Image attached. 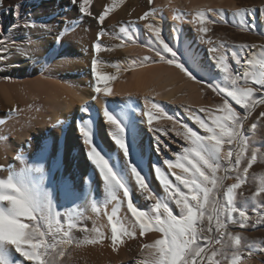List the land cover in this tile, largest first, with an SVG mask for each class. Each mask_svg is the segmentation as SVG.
Wrapping results in <instances>:
<instances>
[{
    "label": "rangeland",
    "instance_id": "obj_1",
    "mask_svg": "<svg viewBox=\"0 0 264 264\" xmlns=\"http://www.w3.org/2000/svg\"><path fill=\"white\" fill-rule=\"evenodd\" d=\"M215 2V5L209 6L207 4L205 6V18L207 17L205 23L209 31L203 34L198 32L199 21L192 17L191 8L184 0H174L170 3L165 2V0H151V3H149V0H90L88 7L91 15L81 13L79 5L76 4L67 7L64 11H58L57 14L52 15L47 20L39 19L42 15L41 12L44 11L40 8H34L28 15L22 13L18 20H4L2 22V25L6 24L3 27L4 36H0V55L3 56V59L0 60V91L8 89L10 85L14 84V81L24 84L25 79L26 81L31 79L29 75L26 76L18 71L13 74L9 71V53L11 50H16L21 57L26 55V52L18 50L15 46L16 44L23 45L25 34L21 29L26 27L31 34L29 39L32 40L33 33L38 32L42 35L45 30L60 26L59 42L62 44L64 41H68L69 45L67 47L71 51L67 50L69 48L65 46L66 56L62 58L58 46L54 49L48 48L49 50L46 49L44 53L39 55L40 64L36 77H41L45 81L73 85L71 83L73 79L83 73L80 71L88 69L87 72L92 73L94 59L97 60V64H103L111 72L114 77L112 83L114 87L129 85L134 81V75L143 70H151L150 76L159 74L163 77L174 76V79L175 77L176 79L182 78V86L188 79L195 78L198 89L194 92L183 90L180 94L182 95L181 100L177 101L179 107L187 108L191 114H187L186 119L178 118L182 124L175 127V129L173 125H163L166 127L165 131L158 133L162 141L159 144L161 151L152 144V151L158 159H161L165 154L171 155L172 152L182 154L183 147L188 146L181 136L176 135V131H183L182 125L188 124L198 134L207 135L195 123V116H199L211 125L214 116L222 115L219 105L223 103V95L213 91L207 85L215 84L220 87H231L230 82L224 79L225 73L220 68V62L209 64L208 60L212 61V57L220 58L223 56L225 57L224 63L227 64L229 71L234 76L242 77L245 66L236 65L235 60L231 57L233 46H253L245 50V60L249 57L254 60L264 58V0H215ZM169 4H174L177 8L173 10V6L171 7ZM24 6L25 4L22 5V7ZM5 8L6 0H0V11L5 10ZM215 8H217V11L219 10L220 16L221 13L223 14L218 21L211 16V10ZM106 9L107 12L105 13ZM241 9L246 10L243 18L237 15L230 18L229 14L231 12L237 13ZM177 11L181 13L180 17L191 19L190 21L195 24L196 32H192V34L196 38L184 39L180 44L175 43L176 45L163 38L162 34H160V38L175 52L176 62L182 64L186 71L177 68L175 64L166 62L171 58V53L164 52L163 46L156 37H153L154 40L147 41L144 34L142 40L133 36L137 29L152 25L153 22L147 20L153 14L156 15L160 12L163 16L165 15L164 17H167L170 14L176 15ZM102 13H105L103 24L98 20L99 15ZM120 13H124V18L115 20ZM145 13H150V15L146 19H141ZM208 21H215V23H208ZM0 27L2 26L0 25ZM121 28H125L132 36L131 41H128L129 46L126 48L129 53L121 47L122 41L129 40L120 31ZM83 30L91 33L94 39L87 46L82 47L78 33L83 32ZM113 30H119V36H113ZM105 39H110V41L108 40L110 43L103 42ZM209 40H211V44L208 42ZM97 42L101 44V48L105 49L107 53L96 59L97 56L94 55L96 52L93 50ZM210 47H216L218 52L216 54L209 52ZM35 51L30 52V54H37L38 51ZM128 55L135 59V64L132 66H128L125 61ZM161 56L165 58L164 61L161 60ZM145 57L148 58L147 61H145ZM202 59L206 62L204 63ZM73 62L79 64L82 62V67L79 65L78 68H74ZM73 69L76 72H73ZM188 74L189 77H192L188 78ZM186 75L187 77H184ZM243 85L244 81L241 78L238 80L237 86ZM249 86L259 88V85L252 83L251 78H249ZM19 89L21 90H19L21 97L22 93L24 95L22 98L26 100V104H31L32 100L24 93V87L20 86ZM157 90L158 86L152 85L147 94L133 93L130 97L135 99L138 104L143 99L155 100ZM261 95H264V90L256 92L254 99L258 100ZM229 104L241 117H244L241 131L244 133L247 144L234 142L232 145H223L224 151L229 148L232 149L233 156L231 159L233 163L220 161V171L217 175L226 176L227 179L221 182V187L215 196L220 206L222 208L226 207L228 190L233 183H238L240 186L232 190L233 204L238 209L245 211L247 220L245 221V227L241 228L238 213H232V218L229 219L227 213L222 211L220 219L225 227L217 230L215 220H213V230L206 233L213 239L208 242L198 241L206 249L205 259L201 264H236L244 257L254 261L253 264H264V117L260 115L264 112V104L257 102L254 107H250L248 110L236 105L230 98ZM201 109H204V111H201ZM17 112L19 117L23 118L29 117L30 111L24 109L20 104L18 105L13 95L9 94L7 97L0 95V132L3 131V124L17 117ZM37 113L35 117H38L39 114ZM253 124L256 125L255 129L252 128ZM7 132L10 134L11 130L8 129ZM6 135V133H0L1 146L4 145ZM11 136L13 135L11 134ZM164 144L168 145L167 149L164 148ZM241 151L243 156L240 159V164L235 165L236 154ZM253 156H255V160H253ZM161 165L162 169L165 170L163 162ZM225 168L228 170L225 171ZM177 171L179 170L177 169ZM9 176L7 166L2 161L0 150V179L7 180ZM83 177L73 178L80 184L68 183L66 185V182H64V185L60 186V188H63H61L58 195L63 199V204L59 205L57 201L59 210L56 213L55 211L52 212L51 224L47 214L44 217L38 215L37 220L31 222L39 228L40 232L44 233L43 237L36 236L34 238L36 242L43 241L41 248V261L43 264H154V257L145 245L154 244L155 240L160 239L162 234L155 230H148L141 236L138 225L135 224L134 218L127 210V200L123 197V190H117L115 199L110 195L108 187L105 191L98 188L92 196ZM152 178L153 182L157 183L153 172ZM168 179L172 180L174 184L178 183L172 175ZM38 182L41 183V179ZM127 182L134 185L131 196L133 200L137 201H135V204L147 213H151V208L156 200L150 199L149 194H144L139 189L131 173H128ZM161 186L158 185L157 198L154 197L156 199L162 197L161 199L168 204L173 214L178 216L179 209L173 201L167 199L163 185L161 184ZM53 188V185H50L49 192H52ZM86 193L89 194L86 195ZM2 203L7 207V202ZM110 216H112L111 222L109 221ZM24 222L30 223L26 219ZM113 223L116 224L118 229L121 226L127 228L133 235H123L114 245L111 239ZM203 226L207 228V219H205ZM237 237L241 241L239 245L235 243ZM0 247V254L3 255L6 264H38L36 261L24 259L15 251L14 246L0 244Z\"/></svg>",
    "mask_w": 264,
    "mask_h": 264
},
{
    "label": "bare ground",
    "instance_id": "obj_2",
    "mask_svg": "<svg viewBox=\"0 0 264 264\" xmlns=\"http://www.w3.org/2000/svg\"><path fill=\"white\" fill-rule=\"evenodd\" d=\"M184 1L189 4L191 15L195 17V20L198 13L201 12L204 13V18H200L206 19L207 17L205 18L206 14L204 11L205 6L207 4H209V6L216 4L215 0ZM165 2L170 3L174 2V0H165ZM23 4H25L24 7H22ZM17 5H19V7H17ZM72 5H74L72 0H6L5 10L0 11V25L2 26L0 27V36H4L3 27L6 25H2L4 20H18L22 13L28 15L34 8L44 10L41 12L42 15L39 19L47 20L52 15L57 14L58 11H64L67 7ZM169 5L171 7L173 6V10L177 8L174 4ZM216 9L217 8L210 10L212 12L211 16L218 21L221 16L219 15V10L217 11ZM230 14V18L235 17V12H231ZM180 15L181 13H179V11H177L176 15L170 14L167 17H164L165 15L163 16L160 12L156 15L153 14L150 19L147 20L148 22L152 21V25L142 27V29L139 28V30L137 29L133 36L142 40L144 34L145 39L151 41L154 40L153 37H156V32L159 31L160 34L164 36L163 38H166L173 44H180L182 40L192 37L195 39L196 36L192 34V32H196L195 24L190 21L191 19L183 18V16L180 17ZM123 18L124 13H120L115 20ZM21 30L25 34L23 45L16 44L15 46L18 50L26 52V55L25 57H21L16 50H11L9 53V71L13 74L18 71L26 76L29 75L31 79L27 81L25 79L24 84L14 81V84L10 85L8 89H2L0 95L4 97H7L9 94L13 95L16 103L22 105L24 109H28L30 112L29 117L26 116L23 118L19 117L17 112V117L3 124V131L1 130L2 132H0L2 134H7L4 137V145H0V150L2 161L7 166L8 174L17 180L23 176L28 182L40 184L44 193L50 198L52 209L55 213L59 210L57 206L63 204V199L58 195L61 192V188H63H60V186L62 184L64 185V182H66V185H68V183H79L74 180L77 176H84L85 184L87 189H90L89 193L91 195L96 193L98 188L105 191L107 185L99 170L87 155L88 145H86L84 137L79 130L80 127H84L91 133L93 145L101 152L113 170L125 181L131 193L134 185H130L127 182L128 173H131L130 165L134 166L146 178L149 191L157 198L158 185L161 186V181L155 169L161 168L162 173L170 178L171 173L167 165L164 164V161L165 159L175 161L176 155L172 152L171 155L165 154L161 159H158L152 151V144L158 149L156 137H159L158 133L160 134L165 131L166 127L164 126L170 124L173 125L175 129V127L182 124L178 118L186 119V115L191 114L190 110L187 108L179 107L177 101L181 100L182 95L180 94L183 90L186 89L194 92L198 89L197 83L194 80L195 78L191 75L192 78L189 77L188 74V78L191 79L187 78L188 80L185 82L186 85L184 83V86H182V78L177 77L178 79H176L175 77L174 79V76L163 77L159 74L150 76L149 73L151 70H143L134 75V81L129 85L114 87V85L112 86L113 79L107 81L105 84L103 81H98L93 72H87L88 69H85V71H80L83 73H81L79 77L73 79L72 82L70 81L73 85L48 82L41 77V79L36 77L40 64L38 59L39 55L44 53L48 48L54 49L59 46L61 50L60 57L65 58L66 47L69 45V42L64 41L62 44L59 42V35L61 32L60 26L45 30L42 35L38 32L33 33L32 40L29 39L31 34L27 31L26 27H23ZM81 31L78 33L79 42L82 44V47L87 46L94 39V36L89 32H84V30L83 32ZM112 34L113 36H119L120 31L113 30ZM113 36H111V38H113ZM108 40L110 41V39H105L103 42L106 41V43H110ZM128 41L131 40L122 41L121 43V47H123L127 53H129L126 50L129 46ZM67 50H70V48ZM32 51L38 52L37 54H30ZM89 51L91 50L89 49ZM105 53H107L106 50L101 48V51L94 55L97 56V59ZM127 57L125 61L128 66L134 65L135 59L130 55ZM52 58L54 59L55 57ZM211 59L212 61L208 60L209 64L216 63L217 61L220 62V58L218 57H212ZM203 62L205 63L206 60H203ZM81 63L73 62L72 65L74 68H78L79 65L81 66L83 64ZM97 70L101 74H108L113 77L111 72L103 64H97ZM74 71L75 69H73V72ZM176 74L178 75V73ZM184 77H187V75ZM152 85L158 86L157 98H155V100L143 99V101L138 104L135 99L130 97L133 93L147 94ZM20 86L24 87V93L32 100L31 104H26V100L22 98L24 96L23 93L21 97ZM97 86L101 88L99 93L95 92ZM105 86L111 90L108 95H105L103 91ZM93 97H95V99H93ZM154 104L157 105L156 108H153ZM83 108L86 110H82ZM105 110L112 114L124 128L123 138L128 147L127 157H125L123 150L119 149L112 139V134L116 132V129L113 125L107 123L106 117L103 115ZM147 111H150L154 116L151 126L147 123V118L145 116V112ZM36 112L39 114L38 117H35ZM168 116L173 117V119H168ZM187 126L190 128V125L187 124ZM8 129L11 130L10 134L7 132ZM157 129H159V131H157ZM11 134L13 136H11ZM158 155L160 154L158 153ZM162 162L165 165V170L162 169ZM77 170L79 171L78 173L76 172ZM152 172L155 174L157 183L153 182ZM132 178L135 180L133 176ZM40 179L41 183L38 182ZM50 180L52 181L50 182ZM50 185L54 187L52 192H49ZM89 193H86V195ZM143 193L149 194L148 192ZM161 198L162 197L158 199L164 202ZM133 201L135 203L136 200ZM120 219L123 221L122 218ZM253 262L254 261L250 258L244 257L236 264H253Z\"/></svg>",
    "mask_w": 264,
    "mask_h": 264
},
{
    "label": "snow or ice",
    "instance_id": "obj_3",
    "mask_svg": "<svg viewBox=\"0 0 264 264\" xmlns=\"http://www.w3.org/2000/svg\"><path fill=\"white\" fill-rule=\"evenodd\" d=\"M74 5H79V11L85 15H91L89 11L90 0H72ZM151 3V0H149ZM19 7V5H17ZM107 9L105 10V13ZM246 10L241 9L235 15L243 18ZM105 13L99 15L98 20L103 24L105 20ZM150 13H145L141 19H146ZM223 14L221 13V16ZM204 13H198L200 27L199 33H207L209 31L206 26ZM208 23H215V21H208ZM128 39L132 36L125 28H121ZM156 38L163 46L166 53H171V58L166 62L168 64H175L177 68L186 71L182 64L176 62L175 52L163 39L160 38V32H156ZM59 39V37H58ZM99 39V37H98ZM210 44L211 40L208 41ZM250 45L233 46L231 50V57L235 60L236 65H244V70L241 76H234L224 63L225 57H220V68L225 73L224 79L230 82L231 87H220L215 84H208L213 91L223 95V103L219 105V110L222 115H216L211 120V125L206 123L199 116H195V123L207 135H200L198 132L192 130L187 125H182L183 131H176L177 136H181L188 146L183 147L182 154H175L176 160L165 159L164 164L167 165L174 180L178 182L174 184L172 180L165 176L161 168H156L155 172L163 185L164 191L167 194V199L174 202L179 209V215H174L166 202L156 199L149 191V185L146 178L134 167L130 165L132 176L135 178V184L143 192L149 193L150 199H155L156 202L151 208V213L139 208L133 201L131 190L125 181L113 170L108 161L101 154L100 151L92 143L91 133L84 127H80V132L84 137L86 145H88V158L99 170L105 184L107 185L110 195L113 199L116 198L117 190H123V197L127 200V210L134 218V222L140 229V235L143 236L148 230H155L161 233V238L155 240L152 245H145L150 250L154 257V264H201L205 259L204 253L206 249L200 245L199 240L206 242L213 238L206 234L213 230V220H215L217 230L225 227L221 221V212H226L228 218L231 219L232 213H238L241 228L245 227L247 216L244 210L238 209L233 204L232 190L237 189L240 185L233 183L227 194V206L222 208L216 200V192L221 187V182L227 179L226 176L217 175L220 171V161H228L233 163V151L229 148L227 151L223 150L224 144L232 145L234 142L247 144L244 139V133L241 131V126L244 117H241L236 110L229 104V98L235 102L236 105L242 106L245 110L254 107L258 102L264 104V95H261L258 100L254 99L256 92L264 90V58L254 60L249 57L244 58L245 50L250 49ZM96 53L101 51V44L97 42L94 45ZM209 52L216 54L218 49L210 47ZM159 54V53H158ZM3 56L0 55V60ZM161 56V60L164 61ZM148 58L145 57V61ZM92 72L98 81L106 82L114 77L108 74H101L97 70V62L92 63ZM243 79L244 85L237 86L238 80ZM249 78L252 83L259 85V88L249 86ZM101 88L97 86L95 92L99 93ZM105 95L110 94V89L105 86L103 89ZM95 99V97H93ZM157 105H153L156 108ZM86 110V109H82ZM204 111V109H201ZM103 115L106 117L108 124L113 125L116 132L112 134V139L115 141L119 149L123 150L125 157L128 155V147L123 138L124 128L120 122L107 110ZM264 117V112L260 113ZM147 123L152 125L154 116L150 111L145 112ZM168 119L173 117L168 116ZM59 123V122H58ZM255 129L256 125L253 124ZM159 131V129H157ZM157 148L161 151L159 144L162 143L160 137H156ZM167 149L168 145L164 144ZM243 152H237L234 161L235 165L240 164V159ZM255 160V156H253ZM251 166V165H249ZM179 171H176V170ZM228 169L225 168V171ZM247 171V169H245ZM182 186V187H181ZM2 202H7V207ZM52 203L50 198L41 188V185L36 182H28L21 176L19 180L9 176L7 180L0 179V244L14 246L15 251L24 259L36 261L38 264H43L41 261V248L43 241L36 242L35 237H43L44 233L40 232L39 228L31 222L37 220V216L44 217L47 214L49 223L52 220ZM115 215V213H113ZM30 221L25 223L24 220ZM207 219L208 226L205 228L204 221ZM112 221V216L109 217ZM198 225H200L198 227ZM132 236L133 233L127 228L121 226L117 228L116 224H112V242H116L123 235ZM219 242V241H217ZM235 243H241L240 238L237 237ZM0 264H6L3 255L0 254Z\"/></svg>",
    "mask_w": 264,
    "mask_h": 264
}]
</instances>
